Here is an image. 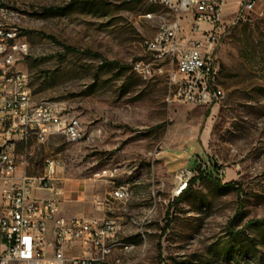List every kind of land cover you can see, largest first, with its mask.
Segmentation results:
<instances>
[{
	"label": "rangeland",
	"instance_id": "1",
	"mask_svg": "<svg viewBox=\"0 0 264 264\" xmlns=\"http://www.w3.org/2000/svg\"><path fill=\"white\" fill-rule=\"evenodd\" d=\"M0 3L21 16L30 45L21 69L33 100L63 103L86 135L32 146L20 174L39 177L47 160L61 161L62 175L84 186L82 210L118 223L111 264H264V224L256 223L264 222V15L227 25L216 49L224 98L195 106L168 104L170 66L158 73L162 64L143 49L174 19L165 8L149 0ZM139 62L152 64L147 79L134 71ZM114 170L108 183L95 178ZM186 170L196 183L177 201ZM121 184L130 199L98 207Z\"/></svg>",
	"mask_w": 264,
	"mask_h": 264
},
{
	"label": "built area",
	"instance_id": "2",
	"mask_svg": "<svg viewBox=\"0 0 264 264\" xmlns=\"http://www.w3.org/2000/svg\"><path fill=\"white\" fill-rule=\"evenodd\" d=\"M149 1L174 16L143 43L144 52L162 64L158 73H164L165 64L170 66L168 104L211 106L221 102L224 95L216 85L220 38L227 25L244 21L247 13L264 15L263 0H238L239 11L231 24L223 20L231 0ZM187 15L192 16L189 36L182 24ZM20 17L13 7L0 3V264H111L114 246L109 242L118 232V223L107 216L85 219L62 215L65 178L61 161L47 160L39 177L20 174L32 155V146L44 145L54 136L73 143L86 136L79 134L80 120L71 117L63 103L33 100L29 75L21 69L30 55V45ZM202 25L209 28L204 30ZM199 33L201 38L195 39ZM151 65L136 63L134 71L147 79L152 75ZM116 174L117 170L104 171L95 178L108 183L106 177L112 179ZM190 176L188 170L183 173V189ZM41 192L52 197L38 196ZM121 195H131L129 186L114 188L98 207L111 210L115 197ZM75 248L80 254L69 256ZM130 249L123 247L124 252Z\"/></svg>",
	"mask_w": 264,
	"mask_h": 264
},
{
	"label": "crops",
	"instance_id": "3",
	"mask_svg": "<svg viewBox=\"0 0 264 264\" xmlns=\"http://www.w3.org/2000/svg\"><path fill=\"white\" fill-rule=\"evenodd\" d=\"M232 1V0H231ZM228 2V5L226 6V9L223 14V20L226 24H231L234 19L237 16V13L239 11V5L238 3L234 2ZM264 3V0H263ZM259 10V9H258ZM183 28H184V34L189 36V28L190 25L192 24V17L190 15L184 16V20L182 22ZM209 27L207 25H202V29H208ZM195 39L201 38V33L196 34L194 36ZM64 176V175H63ZM65 178L64 182V196L61 202V213L63 216L66 218H85V219H100V215H90L85 213L82 208H83V189L84 186L80 184V181L78 180H73L69 178ZM49 194V193H48ZM51 195V194H50ZM52 197V195H51ZM50 198V197H49ZM90 216L91 218H86ZM130 248V247H127ZM131 250V249H130ZM130 250L125 251V253H129ZM79 255L80 252L78 249H73L69 251V256Z\"/></svg>",
	"mask_w": 264,
	"mask_h": 264
},
{
	"label": "bare ground",
	"instance_id": "4",
	"mask_svg": "<svg viewBox=\"0 0 264 264\" xmlns=\"http://www.w3.org/2000/svg\"><path fill=\"white\" fill-rule=\"evenodd\" d=\"M78 130H79V134H85V133H84V130H83V128H82V125H81L80 122L78 123ZM103 173H104V172H103ZM98 175H100V174H98ZM115 188H118V190H125V189L128 188V185H126V184H121V185H119V186H117V187H115ZM185 188H186V187H185ZM185 188L182 189V190L179 192V194H181V193L185 190ZM177 191H178V190H177ZM130 197H131V195H121V197H115V203H119V202L127 201V200L130 199ZM115 236H116V234H113V239H114Z\"/></svg>",
	"mask_w": 264,
	"mask_h": 264
},
{
	"label": "trees",
	"instance_id": "5",
	"mask_svg": "<svg viewBox=\"0 0 264 264\" xmlns=\"http://www.w3.org/2000/svg\"><path fill=\"white\" fill-rule=\"evenodd\" d=\"M49 12H51V13H57V12H59V9H50ZM66 51L67 52H75L73 49L68 48V47L66 48ZM194 183H196V177L192 178L187 183V187H189L190 185L191 186L194 185ZM224 187L230 188V189H236L235 186H234V184H232V183L225 184ZM184 194H185V190L180 194V196L178 197V200L177 201L181 200ZM256 223L264 224L263 221H257Z\"/></svg>",
	"mask_w": 264,
	"mask_h": 264
}]
</instances>
